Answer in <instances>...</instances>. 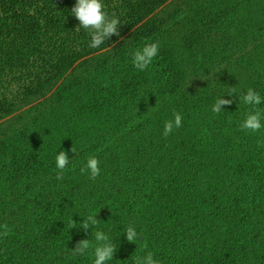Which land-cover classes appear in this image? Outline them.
<instances>
[{"label": "trees", "instance_id": "trees-1", "mask_svg": "<svg viewBox=\"0 0 264 264\" xmlns=\"http://www.w3.org/2000/svg\"><path fill=\"white\" fill-rule=\"evenodd\" d=\"M171 1L117 0L127 33L89 48L71 15L76 0H0V89L15 74L27 78V97L58 82L0 139V224L11 230L0 264H91L69 249L95 229L68 222L92 213L117 246L108 264L147 251L160 264H264V128H238L240 94L264 97V0ZM146 42L159 52L139 71L131 52ZM80 59L92 70L64 76ZM217 97L233 100L218 115ZM7 100L0 91V114ZM174 112L182 126L165 138ZM61 150L70 163L57 180ZM89 156L100 160L95 181L80 173ZM129 225L136 243L125 239Z\"/></svg>", "mask_w": 264, "mask_h": 264}, {"label": "clouds", "instance_id": "clouds-1", "mask_svg": "<svg viewBox=\"0 0 264 264\" xmlns=\"http://www.w3.org/2000/svg\"><path fill=\"white\" fill-rule=\"evenodd\" d=\"M71 15L78 21L79 28L86 30L90 35L89 48H99L105 41L112 36H118V26L121 24L120 20L113 16H109L104 11V4L102 0H76L74 6L71 8ZM159 42H146L140 48L131 52V62L135 69L144 71L152 64L154 58L159 52ZM237 89L230 87L227 95H236ZM222 97V96H221ZM217 97L214 104L211 106L213 114H220L223 111L222 106L231 105L232 99H222ZM240 102L247 106V110L243 114V119L239 122L238 128L245 133L253 134L260 132L264 128V109L259 106L264 102V97L253 88L249 87L245 93L239 96ZM173 119L164 122L163 137L167 138L174 129H179L182 126L183 117L179 112L173 113ZM260 146H264V141L258 142ZM70 151L76 154V148L71 147ZM70 160L67 152L59 151L55 155V169L56 179L62 180L64 173L68 169ZM100 160L95 156H89L82 167L80 173L86 174L90 180L95 181L100 174ZM100 220L97 219V213L89 214L83 218L82 222L77 224L70 218L68 222L69 228H81L87 232L93 229V239H82L78 241L74 248L69 249V254L75 256L88 255L91 258V264H108L113 260V255L117 251V246L110 238V236L103 230L99 229ZM11 230L7 224H0V238L6 237ZM125 239L128 242L136 243L141 237L136 231L135 227L129 225L124 230ZM147 248V243L140 244V251ZM132 264H160L154 259V254L151 251L145 252L144 255L136 254L132 257Z\"/></svg>", "mask_w": 264, "mask_h": 264}, {"label": "rangeland", "instance_id": "rangeland-1", "mask_svg": "<svg viewBox=\"0 0 264 264\" xmlns=\"http://www.w3.org/2000/svg\"><path fill=\"white\" fill-rule=\"evenodd\" d=\"M180 1V0H179ZM173 2H175L174 0L171 1L169 4H174ZM102 3L104 4V11L111 17V16H115L120 20V25L118 26V32L119 35L118 36H112L110 39V41H112V39H115L114 43H111L110 46H108L109 48H111L112 46L116 45L118 42H120V40L123 39V37L125 36V34L127 33V22L126 19L123 17L122 13H121V8L119 7V4H117V0L114 1H110V0H102ZM160 8V7H159ZM158 8V9H159ZM168 9L170 8H163L162 10L168 11ZM63 36L69 37L70 35H68V33L65 32V34L63 33ZM81 43V42H80ZM109 48H105L102 51H100L102 54V52L107 51ZM83 51V50H80ZM104 52V53H106ZM91 55H87L85 57H91ZM54 58V57H53ZM81 59L76 61L74 63V65L68 69L66 71V73L64 74H73V72H75V68L77 69V73H84L85 71H90L92 70L91 66L93 65L92 61H87L88 63L86 64H81L80 63ZM70 76V75H69ZM62 79V78H61ZM60 79V80H61ZM27 78L25 77H21L20 75H13V81L10 83V86H7L5 88H1L0 91L4 92L8 95V100L6 101V109H8V114H0V139L5 137L8 133H10V131L23 126L24 124L27 123L28 118L33 115L35 112H38L37 110H39L42 107V104H46V102H48L50 100V95L52 94V92H54V89L57 87L58 82L50 79L49 82L46 84V88L44 90V92L42 93L43 95L39 96V94H35L34 96H29L27 97L25 95V93L27 91H24L25 86L27 87L28 84L26 82ZM60 80H58L60 82ZM13 96V97H11ZM12 103V104H11ZM35 107L36 109H34V111H28V108L31 106L36 105Z\"/></svg>", "mask_w": 264, "mask_h": 264}]
</instances>
